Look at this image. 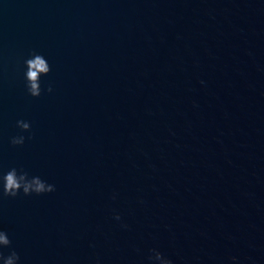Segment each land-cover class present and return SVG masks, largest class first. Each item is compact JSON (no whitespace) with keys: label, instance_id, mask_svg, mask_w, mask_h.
Here are the masks:
<instances>
[{"label":"water","instance_id":"obj_1","mask_svg":"<svg viewBox=\"0 0 264 264\" xmlns=\"http://www.w3.org/2000/svg\"><path fill=\"white\" fill-rule=\"evenodd\" d=\"M0 231V264H264V0H0Z\"/></svg>","mask_w":264,"mask_h":264},{"label":"clouds","instance_id":"obj_2","mask_svg":"<svg viewBox=\"0 0 264 264\" xmlns=\"http://www.w3.org/2000/svg\"><path fill=\"white\" fill-rule=\"evenodd\" d=\"M25 67L27 69L25 73L26 87L28 94L33 98H39L41 95V83L40 76L42 74L47 75L50 72V66L44 56L33 53L29 59L25 61ZM52 88H48V92L51 93ZM17 126L24 132L30 131V125L27 122L19 121ZM11 143L13 145H22L24 143V137L20 136L13 138ZM3 194L6 197L15 198L21 191L25 196L35 194L37 196L54 192V186L48 185L41 181L38 177L29 179L27 173L21 172L17 174L16 169H12L3 176ZM117 220L119 216L115 217ZM10 240L7 234L0 231V245H4L5 248L10 247ZM10 256L15 260H19L18 255L13 251ZM0 259H5L0 255ZM7 264H12V259L7 260Z\"/></svg>","mask_w":264,"mask_h":264}]
</instances>
